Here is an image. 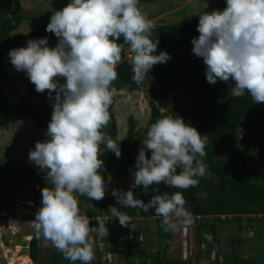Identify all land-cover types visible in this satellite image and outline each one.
I'll use <instances>...</instances> for the list:
<instances>
[{"label":"clouds","instance_id":"obj_1","mask_svg":"<svg viewBox=\"0 0 264 264\" xmlns=\"http://www.w3.org/2000/svg\"><path fill=\"white\" fill-rule=\"evenodd\" d=\"M155 27L139 0H70L53 12L46 26L58 38L55 47L42 37L9 51L14 68L26 73L38 93L47 91L53 100L46 131L49 139L37 141L29 151V160L45 172L51 185L42 189L41 206L30 226L37 239L50 242L72 264H91L95 258L92 232L100 238L109 233L99 217L97 226H90L78 196L95 201L105 197L101 145L117 158L121 155V139H113L102 129L110 123L109 107L118 95L113 82L118 79L117 66L125 46L133 53L132 79L137 85L154 65L171 59L166 51L157 54L159 40L151 38ZM197 31L192 51L203 58L207 82L234 81L230 88L234 97L247 92L254 102L264 103V0H226L223 10L199 14ZM206 144L207 137L182 118L157 119L139 150L133 188L143 186L147 192L161 183L178 189L198 186L199 178L209 174L203 159ZM112 195L125 208H154L166 231H179L192 222L180 191L153 195L148 202L137 199L131 189H113ZM109 213L121 226L132 223L116 206Z\"/></svg>","mask_w":264,"mask_h":264},{"label":"trees","instance_id":"obj_2","mask_svg":"<svg viewBox=\"0 0 264 264\" xmlns=\"http://www.w3.org/2000/svg\"><path fill=\"white\" fill-rule=\"evenodd\" d=\"M149 1L153 0H139V3ZM20 6L21 0H0V127H7L15 121L30 118L36 126L47 128L53 105L30 102L47 100L50 98L47 91L38 93L35 85L30 82L29 90L17 98H3L2 82L8 78L6 54L11 49L27 46L29 39L47 37L49 47H55L58 40L54 33L46 31L50 20L29 32L15 33L20 24L27 19V16L20 12ZM225 7L226 5L221 3H212L205 11L223 10ZM198 22L199 15L179 23L156 24L151 38L153 41L159 40L157 54L166 51L171 59L166 63L154 65L148 73L160 84L150 101L151 117L146 126L138 127L134 117L131 116L128 119L127 133L120 141V157L117 158L114 152L101 145L103 151L100 158L104 161L101 174L105 180L130 178L133 184L132 172L135 170L139 150L143 147V139L146 138L150 125L157 119L165 116L180 117L186 124L195 127L201 135L206 136L207 155L203 159L208 166L209 174L199 178L198 186L178 189L161 183L150 186L147 192L143 186L135 188L132 186L135 197L144 202H148L156 194L182 192L186 200V210L191 217L198 220V228L201 232L199 242L204 246L188 260L169 257L168 249L172 236L160 225L153 237L148 232L142 239L138 234H133L130 241L119 240V236H112L108 247L111 252L119 253L128 247L126 250L130 252L128 257H139L143 264H264V243L260 245L255 243L256 252L251 257H243L240 254V248L245 241L261 238L264 226V170L255 167L257 159L264 162V103L254 102L247 92L242 97H234L230 91L220 88L217 82L215 84L207 82L203 58L197 57L192 51V38L199 36ZM120 42H123V38ZM127 47L125 46L122 61L117 66L118 79L113 82L117 91L124 88L133 91L139 88L132 79V65L125 53ZM177 88L184 91L187 99H178L162 111L157 101L165 99ZM115 98L116 96L109 107L110 123L102 131L113 139H118L119 124L113 108ZM242 127L247 129L245 145L236 146L231 150L233 140ZM146 155L150 158L151 152H146ZM37 167L33 164L27 170L21 166H0V214L12 213L17 199L34 201L40 208L42 189L49 185L44 180L36 188L34 173ZM153 188L158 191L153 192ZM112 190L113 188L100 201L78 196L82 201L81 207L84 206L83 204L86 205L87 216H109L114 219L115 226L120 223L118 218L112 217L109 213L111 206L118 207L130 217L158 216L154 208L145 211L139 207L120 206L112 195ZM227 219L236 220L240 227L246 223L250 226L262 224V228L257 229L254 232L255 236L249 238L231 235L230 250H225L218 236V223H224ZM156 221L159 222L160 219ZM209 235L212 237L210 240L207 239ZM28 242L30 256L26 255L35 264H72L54 247L49 255L45 256L42 238L37 239L34 231L30 234ZM119 242L122 243V250L117 249ZM141 244L144 247L142 250H140ZM75 264L81 262L76 261Z\"/></svg>","mask_w":264,"mask_h":264},{"label":"rangeland","instance_id":"obj_3","mask_svg":"<svg viewBox=\"0 0 264 264\" xmlns=\"http://www.w3.org/2000/svg\"><path fill=\"white\" fill-rule=\"evenodd\" d=\"M69 0H21L20 12L27 16L20 26L15 30V33L29 32L34 30L45 21L50 20L54 11L61 10L65 7ZM212 3H221L226 5V0H153L149 2L139 3L141 10L151 19L154 24H170L179 23L189 20L192 17L198 16L203 13L207 7ZM58 43V40H57ZM26 47V46H24ZM126 57L130 61V57L133 53L130 48L126 49ZM6 60L8 63V78L2 82L3 98L15 99L23 92H26L30 88V80L24 71H17L11 64L9 52L6 54ZM60 82H64V78H61ZM220 88H224L230 91V88L234 86V81L223 82L217 80ZM160 84L156 82L154 78L147 75L144 78L143 83L139 84L137 90L130 91L127 88L117 91L118 95L114 102V112L119 124V134L124 136L128 130V119L134 117L138 127H144L147 125L150 114V101L153 99L155 93L158 91ZM178 99H187L186 94L182 89H175L168 94L165 99L157 101L158 106L162 111L169 108ZM40 100H31V103H41ZM42 101V100H41ZM47 104L53 105V100L48 98L43 100ZM47 128H40L36 126L30 118L15 121L7 127H0V166H21L29 169L34 162L29 160V151L34 149L37 141L43 142L49 139L46 136ZM247 138V129L245 127L240 128L238 136L233 140V150L236 146L244 147ZM254 156H257L255 152H252ZM255 167L264 170V162L261 159H257ZM36 188L42 181H46L45 172L41 171L37 167L34 173ZM107 183L106 193L111 188L127 191L132 190L131 179L125 180H105ZM47 182V181H46ZM51 187L50 184H48ZM79 204L82 201L78 198ZM33 202V203H31ZM81 211L84 212L86 205L83 204ZM38 207L34 201H24L17 199L15 209L12 213L6 214L5 212L0 214V264H35L21 248L29 246L28 238L33 232L30 222L35 219ZM84 209V210H83ZM137 217H131V220H137ZM191 224L181 228L179 231L165 230L172 236V242L168 249V256L175 258L180 257L188 260L196 255L200 248L204 244L199 242L200 229L198 228V220L191 217ZM136 223V221H132ZM118 223V222H117ZM154 231L156 227L152 225ZM117 226V229L109 231V236H119L121 240L129 241L128 238L133 234L131 228L125 229L122 226ZM262 228L261 225L250 226L243 223L241 227L238 222L233 219H227L226 222L218 223V236L222 241V247L225 250H230L231 235L243 236L249 238L254 235L257 229ZM131 231V232H129ZM129 232V233H128ZM131 234V235H129ZM152 235H156L153 232ZM42 238V237H41ZM255 238V237H254ZM254 239L255 241H245L240 248V254L243 257H251L255 254V243L258 245L264 243V226L262 228V236ZM45 256H48L50 250L53 248L50 246V242H45L42 238ZM107 242L103 241L102 255H97L93 259L95 261L105 257L107 254L108 246ZM128 248V247H127ZM125 247V249L127 250ZM94 250L96 245L94 244ZM119 250L120 249L119 247ZM116 252L112 254V262L114 264H143L141 258H130L128 251ZM24 251V250H23ZM104 259V258H103Z\"/></svg>","mask_w":264,"mask_h":264},{"label":"built area","instance_id":"obj_4","mask_svg":"<svg viewBox=\"0 0 264 264\" xmlns=\"http://www.w3.org/2000/svg\"><path fill=\"white\" fill-rule=\"evenodd\" d=\"M32 203V202H31ZM80 207V205H79ZM80 210H81V207H80ZM82 214H85L83 211H81ZM90 218V226L92 227H96L97 226V221H96V217H91V216H88ZM100 219H103L106 223H107V228L109 230V226H112V225H115L114 223V219L109 217V216H98ZM137 220H132V221H136V223H130L126 228L130 229L131 228V231L133 234H138L139 237L142 239L146 236V232H148L149 235H151L152 237L154 235L153 232H155V234L157 233L158 229H159V226L162 225V217L160 216H153V217H143V216H136ZM160 219L159 222H157L156 220L157 219ZM154 225L156 227V229L153 231L152 228ZM129 231V232H131ZM110 234L108 233L107 237L106 238H110L109 236ZM92 236L94 239L98 240L99 242V245L101 246L100 248H102L103 246V239L104 238H100L96 235V233L93 231L92 232ZM22 252L23 251V248H21ZM103 263L105 264H113L112 262V254L111 253H107L104 257V259L102 260Z\"/></svg>","mask_w":264,"mask_h":264},{"label":"crops","instance_id":"obj_5","mask_svg":"<svg viewBox=\"0 0 264 264\" xmlns=\"http://www.w3.org/2000/svg\"><path fill=\"white\" fill-rule=\"evenodd\" d=\"M38 102H41V103H46L45 101H38ZM47 104V103H46ZM25 119V118H24ZM22 120V119H21ZM34 122V121H33ZM118 137L120 138V139H122L123 137H125L124 136V133L122 134V136L119 134V132H118ZM103 151V148H101V152ZM19 166V165H18ZM23 168H25V167H23ZM26 169V168H25ZM28 170V169H27ZM80 205V204H79ZM80 207H81V205H80ZM83 208V207H82ZM82 210V209H81ZM84 210V209H83ZM84 213L86 214V211L84 210ZM87 215V214H86ZM92 217V216H91ZM94 217H96V216H94ZM98 217V216H97ZM119 227H121V225H119ZM119 227H118V229H119ZM123 228H125L124 226H122ZM114 228L115 229H117V226H115V225H112V226H109V231H112V230H114ZM126 230H127V228H125ZM129 233V232H128ZM129 235H131V234H129ZM133 235V234H132ZM132 235L130 236V238H128L129 239V241H130V239H131V237H132ZM111 238V237H110ZM110 238H107V239H103V241H105V242H109V239ZM119 240H121L120 239V237H119ZM95 245H96V250H94V252H95V256H97V255H102V253H101V246L99 245V242H98V240H96L95 239ZM108 246V244H106V247ZM119 247H120V249H122L123 247H122V243L121 242H119V244H118V247H117V249L119 250ZM144 247H143V244H141L140 245V250H142ZM103 250V249H102ZM108 250H109V247H108ZM107 253H111V254H116V252H111L110 250L107 252ZM103 256H102V258H100L99 260H96L95 259V261L94 260H92L91 261V264H99L100 262H102V260H103ZM185 260V259H184ZM103 263V262H102ZM114 264V263H113Z\"/></svg>","mask_w":264,"mask_h":264},{"label":"water","instance_id":"obj_6","mask_svg":"<svg viewBox=\"0 0 264 264\" xmlns=\"http://www.w3.org/2000/svg\"><path fill=\"white\" fill-rule=\"evenodd\" d=\"M29 237H30V235H29ZM23 250H24L25 254L30 256V247L29 246L24 247Z\"/></svg>","mask_w":264,"mask_h":264}]
</instances>
